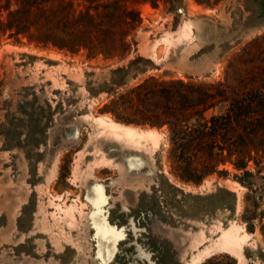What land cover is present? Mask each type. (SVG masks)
<instances>
[{
	"label": "rangeland",
	"instance_id": "obj_1",
	"mask_svg": "<svg viewBox=\"0 0 264 264\" xmlns=\"http://www.w3.org/2000/svg\"><path fill=\"white\" fill-rule=\"evenodd\" d=\"M44 4L40 31L73 37L64 48L11 37L18 7L0 0V264H190L205 249L198 264H264V157L191 158L160 92H264V0ZM110 122L153 138L135 147ZM231 227L244 241L222 249Z\"/></svg>",
	"mask_w": 264,
	"mask_h": 264
},
{
	"label": "trees",
	"instance_id": "obj_2",
	"mask_svg": "<svg viewBox=\"0 0 264 264\" xmlns=\"http://www.w3.org/2000/svg\"><path fill=\"white\" fill-rule=\"evenodd\" d=\"M15 3L18 8L8 13L4 25L8 30L13 31L9 34L11 37L23 35L30 41L40 44L51 43L59 48H64L68 42L73 41V37L49 34V30L40 31L44 27L49 28L48 25L52 26V21L48 17L44 19L40 15L41 6L44 7L43 11L49 7L44 4V0H15ZM32 28L37 33L30 34L28 30ZM163 85L160 92L167 97L166 100L177 99H174L177 106L174 111L177 113V122H182L183 126L192 132V134H182L181 138L179 133H174L175 139L171 140L172 144L180 148L183 146V151L186 148L188 152L190 151L191 158L205 154L211 162H219L234 156L235 168L244 170L251 160L252 152L256 155L261 153L260 158L264 157V146L245 143L246 137L264 139L263 90L243 93L245 88L231 89L222 84L194 87L184 85L180 81ZM174 86H177V89L171 93ZM142 88L138 86L133 92ZM149 94L152 95L154 92L151 91ZM174 94L175 97H172ZM170 110L172 109L169 108ZM208 112L211 113L207 115ZM167 115L172 116L169 113ZM191 118H195L193 126V123H188ZM164 124L166 123H161ZM183 136L190 138L185 139ZM181 140L184 141L183 144L179 143ZM213 261L215 259L208 263L213 264Z\"/></svg>",
	"mask_w": 264,
	"mask_h": 264
},
{
	"label": "bare ground",
	"instance_id": "obj_3",
	"mask_svg": "<svg viewBox=\"0 0 264 264\" xmlns=\"http://www.w3.org/2000/svg\"><path fill=\"white\" fill-rule=\"evenodd\" d=\"M187 23V22H186ZM110 124L112 125L113 128L117 129V130H120V131H123L124 132V136L126 137L127 141L135 146V147H142L143 146V149H146V145H145V141H147L146 139L148 138H153V135L146 131L144 132L143 134H138L137 133V129L136 127L134 126H127V125H123V124H120V123H114V122H110ZM108 125V124H107ZM111 127V128H112ZM120 136V135H119ZM144 142V145H142ZM72 207V206H71ZM59 208V207H58ZM70 208V207H69ZM74 208V207H72ZM60 210V209H59ZM65 210V208L63 209ZM62 210V211H63ZM71 210H75L74 209H70L69 211L65 212V219L68 220L70 223L72 222V211ZM66 211V210H65ZM61 212V211H60ZM64 212V211H63ZM54 216V215H53ZM56 217V216H55ZM61 217V216H60ZM74 217V216H73ZM57 220V219H56ZM65 221V220H64ZM242 235V234H240ZM196 238V237H195ZM244 238L245 236H239L238 234V229L235 228V227H231L229 228L228 230H225L222 234H221V237L219 238L220 241H219V247H221L222 249H230L232 247H236V245H239L241 244L243 241H244ZM195 240V239H194ZM196 241V240H195ZM194 241V242H195ZM193 242V243H194ZM217 244V243H216ZM207 251L206 249L203 250V251H199L197 253V256L193 258V260H191V263L190 264H198V261L202 256H205L207 254Z\"/></svg>",
	"mask_w": 264,
	"mask_h": 264
}]
</instances>
